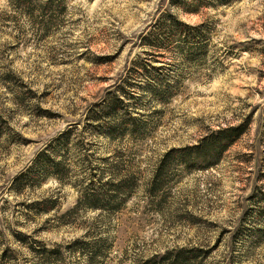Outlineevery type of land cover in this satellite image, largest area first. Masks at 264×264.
I'll list each match as a JSON object with an SVG mask.
<instances>
[{"label": "rangeland", "instance_id": "obj_1", "mask_svg": "<svg viewBox=\"0 0 264 264\" xmlns=\"http://www.w3.org/2000/svg\"><path fill=\"white\" fill-rule=\"evenodd\" d=\"M14 1L0 0V264H170L181 249L203 252L187 264H264V0ZM168 14L200 28L193 57L171 30L144 47ZM241 125L215 165L173 156L152 190L167 153ZM42 152L58 174L34 167ZM27 171L36 183L15 192ZM92 180L133 185L92 210Z\"/></svg>", "mask_w": 264, "mask_h": 264}, {"label": "trees", "instance_id": "obj_2", "mask_svg": "<svg viewBox=\"0 0 264 264\" xmlns=\"http://www.w3.org/2000/svg\"><path fill=\"white\" fill-rule=\"evenodd\" d=\"M59 0H49L47 3H42L39 0H15L14 5L17 9L29 12H35L36 8L41 6L40 12L45 14L46 7L53 5L54 2ZM192 1V0H191ZM193 4H196L198 7L206 5L205 0H193ZM42 3V4H40ZM221 5L229 4L230 0H219L218 2ZM40 4V5H38ZM171 5L176 6L178 8H183L188 12H193L186 8L187 5H184L183 0H171ZM189 7V5L187 6ZM198 10V9H197ZM42 26V30L48 29L49 24L47 23H39ZM171 30L172 35L179 36L180 41L182 43H187L190 57H193L198 50L203 49L202 45H200L199 40L201 39L202 33L200 28L192 27L190 25L182 22L176 15L168 14L163 16L156 24V26L152 27V31H150L146 37H144V47L150 46L152 48L160 49L161 40L163 34L165 32H169ZM189 36H193L194 42L189 41ZM161 53H159L160 55ZM157 56V55H154ZM156 57H154L155 59ZM161 58V57H160ZM148 68L150 65L141 64L140 69L142 71L148 72ZM246 126L241 125L239 127L230 128L227 130H221L215 134V136L210 139H205V141L197 145L195 147L187 148L185 150H172L166 154L162 164L159 166L157 175L153 180V184L151 185L152 190H159L166 183V172L165 168L172 164L173 156H180L179 160L181 163L186 164L187 166L194 164H199L198 160L203 159L202 163H207L205 167H209L215 165V163H208L210 158L220 159L222 154L227 150L229 146L235 143L245 132ZM212 139V140H211ZM195 153L196 157L199 159H186L182 155L189 157L191 154ZM189 155V156H188ZM46 157V159H43ZM48 152H42L39 154L38 158L34 161V167L41 169V174L44 176H48V174H58V170L61 166V163L56 161V159H47ZM50 158V157H49ZM201 158V159H200ZM209 158V159H207ZM211 162V161H210ZM30 171V170H29ZM27 171L18 176L13 183V190L17 193H21L24 189L31 185V183H36L37 180H33L31 178V173ZM30 173V174H29ZM36 178V177H35ZM38 183V182H37ZM131 181H123L120 180L118 183H115L114 180H110L103 185H99L96 187L94 181H91L90 187L93 189L86 191L84 195L81 197L80 203L84 204L86 208H90L92 210H104V211H113L118 208V202H120V198L122 196L128 195V187L132 186ZM108 187V188H107ZM123 200V198H122ZM121 200V201H122ZM124 201V200H123ZM52 208V207H51ZM50 208L46 209L43 212H49ZM17 240L20 242H25L26 239L22 235H17ZM41 246V245H40ZM40 251L38 253L42 255H48L50 252L46 251V249L40 247ZM85 252L86 250L80 249ZM91 257H94L95 253L92 251L88 252ZM202 251L199 249H181L178 251V254L175 257V261L170 264H187L191 261H197L200 258H203Z\"/></svg>", "mask_w": 264, "mask_h": 264}]
</instances>
